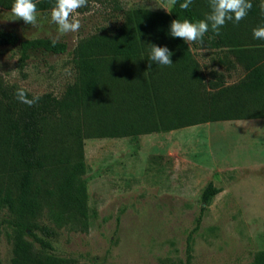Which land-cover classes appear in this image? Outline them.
I'll return each mask as SVG.
<instances>
[{
    "label": "trees",
    "instance_id": "1",
    "mask_svg": "<svg viewBox=\"0 0 264 264\" xmlns=\"http://www.w3.org/2000/svg\"><path fill=\"white\" fill-rule=\"evenodd\" d=\"M182 2L177 0L169 13L143 8L125 13L117 32L88 46L76 64L74 83L60 98L25 91L29 99L40 97L28 106L17 99L21 87L0 78V204L13 228L10 264H78L75 258L56 255L48 239L68 224L88 230L84 140L264 119V40L253 37V29L264 26L262 7L250 0L252 8L239 23L226 22L218 36L209 30L203 44H187L170 36L171 21L204 19L210 7L209 0H193L189 9L182 10ZM13 3L0 0V9L11 11ZM34 3L40 12L55 6V0ZM52 42L21 40L15 31L0 29V47L19 49L20 71L30 52L66 53V43ZM149 44L166 46L173 65L150 63ZM191 47L218 54L227 70L241 67L243 77L228 85L221 73L204 74ZM219 192L209 183L202 203L208 204ZM254 264H264V251Z\"/></svg>",
    "mask_w": 264,
    "mask_h": 264
},
{
    "label": "rangeland",
    "instance_id": "2",
    "mask_svg": "<svg viewBox=\"0 0 264 264\" xmlns=\"http://www.w3.org/2000/svg\"><path fill=\"white\" fill-rule=\"evenodd\" d=\"M138 8L169 13L172 6L168 0H90L73 13L81 27L69 34L59 33L51 11H37L32 26L0 9V29L21 40L67 45L59 55L30 52L21 71L18 47H0V78L32 95L60 98L88 46L117 32L125 13ZM191 52L204 74L221 73L228 85L243 77L241 67L227 70L213 51ZM84 157L88 230L57 229L48 239L56 255L78 264H254L264 251V119L86 139ZM209 183L220 192L204 204ZM9 217L0 204V264H10L12 256Z\"/></svg>",
    "mask_w": 264,
    "mask_h": 264
},
{
    "label": "clouds",
    "instance_id": "3",
    "mask_svg": "<svg viewBox=\"0 0 264 264\" xmlns=\"http://www.w3.org/2000/svg\"><path fill=\"white\" fill-rule=\"evenodd\" d=\"M87 2L88 0H55V6L51 9V20L58 26L60 34L79 31L81 24L79 19L73 18V13H76L82 7H86ZM176 3L177 0H168L169 6H175ZM192 3L193 0H183L179 7L182 10H187ZM209 7L210 12L204 19L195 22L188 19H184L183 21L179 19L172 20L170 24V36L181 38L187 44L194 42L203 44V38L209 30L218 36L226 22L234 21L235 23H239L244 19L252 8V4L250 0H209ZM262 11H264V6H262ZM11 12L26 24L32 26L37 24V6L34 0H14ZM253 37L264 40V26L254 28ZM52 43L55 45L57 39H54ZM149 45L148 59L150 63L155 62L163 66L173 65L170 59L172 52L166 46ZM16 96L20 102L28 106L35 105L40 99L39 96H33L29 99L23 88L17 89Z\"/></svg>",
    "mask_w": 264,
    "mask_h": 264
},
{
    "label": "crops",
    "instance_id": "4",
    "mask_svg": "<svg viewBox=\"0 0 264 264\" xmlns=\"http://www.w3.org/2000/svg\"><path fill=\"white\" fill-rule=\"evenodd\" d=\"M240 121H247V120H239V121H236V122H240ZM224 122H235V121H224ZM216 123H220V122H216Z\"/></svg>",
    "mask_w": 264,
    "mask_h": 264
}]
</instances>
